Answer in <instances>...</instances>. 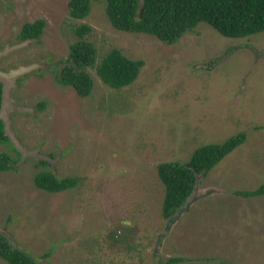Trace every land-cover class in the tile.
<instances>
[{"label": "rangeland", "instance_id": "374dc122", "mask_svg": "<svg viewBox=\"0 0 264 264\" xmlns=\"http://www.w3.org/2000/svg\"><path fill=\"white\" fill-rule=\"evenodd\" d=\"M69 3L0 0V119L17 151L0 144V154L22 157L0 172V232L37 264H264V195H237L264 185V32L227 38L202 23L167 45L113 28L105 0L85 21L71 18ZM39 19L42 38L20 41ZM82 23L99 60L117 48L146 62L132 86L112 89L95 70L87 98L57 83ZM242 132L245 144L198 176L168 229L159 165ZM43 169L79 184L40 190Z\"/></svg>", "mask_w": 264, "mask_h": 264}, {"label": "trees", "instance_id": "16d2710c", "mask_svg": "<svg viewBox=\"0 0 264 264\" xmlns=\"http://www.w3.org/2000/svg\"><path fill=\"white\" fill-rule=\"evenodd\" d=\"M101 0H70V16L85 21L91 14L93 3ZM106 14L113 28L121 32L148 34L167 45L177 44L187 33L194 32L205 23L227 38H246L264 32V0H105ZM47 22L39 19L23 26L19 40H40ZM76 37L70 45L69 58L56 72V81L63 87H71L81 98L94 91L97 76L108 87L122 90L132 86L141 76L146 62L128 57L120 49H113L99 60V50L89 39L93 27L87 23L73 28ZM4 104V85L0 81V111ZM45 103H40L42 110ZM247 134L239 133L223 143L201 146L187 162L160 164L159 178L165 185L163 215L169 221L168 229L193 196L198 176L206 175L228 155L245 144ZM0 144L9 145L17 152L6 134V124L0 119ZM21 154L14 158L11 153L0 154V172L14 170L21 161ZM47 166L48 163L42 162ZM36 186L43 191L59 194L76 188L77 178H58L52 171L43 169L35 177ZM237 195L253 198L264 195V185L257 190L240 191ZM48 257V256H47ZM0 259L7 264H37L26 251L15 247L12 241L0 232ZM186 261L183 257L171 258L168 264ZM50 264V263H45Z\"/></svg>", "mask_w": 264, "mask_h": 264}]
</instances>
